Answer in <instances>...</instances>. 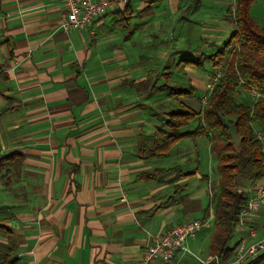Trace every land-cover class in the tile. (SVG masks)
Wrapping results in <instances>:
<instances>
[{
	"label": "crops",
	"instance_id": "1",
	"mask_svg": "<svg viewBox=\"0 0 264 264\" xmlns=\"http://www.w3.org/2000/svg\"><path fill=\"white\" fill-rule=\"evenodd\" d=\"M190 1L130 0L65 32L61 0H0V157L23 156L18 170L0 178V261L9 252L15 264H135L169 226L194 218L205 222L207 257L193 253L187 240L189 253L178 251L173 264H189L188 254L209 263L201 260L214 255L215 225L199 137L180 139L163 157L138 155L159 138L180 102L195 108L196 97L174 98L169 89H198L214 70L210 66L202 75L204 66L194 70L180 60L206 57L230 36L225 28L195 35L191 25L184 43V4ZM215 2L218 10L226 3ZM197 124L194 119L180 132ZM166 157L167 165H158ZM174 166L191 174L137 178ZM240 183L250 194L256 182ZM248 222L259 237L264 207ZM245 234L235 229L234 243Z\"/></svg>",
	"mask_w": 264,
	"mask_h": 264
},
{
	"label": "trees",
	"instance_id": "2",
	"mask_svg": "<svg viewBox=\"0 0 264 264\" xmlns=\"http://www.w3.org/2000/svg\"><path fill=\"white\" fill-rule=\"evenodd\" d=\"M254 1L234 0L232 18L225 17V21L232 24L234 30L216 52L206 57L201 54L195 58L180 60L183 65L196 68H201L207 60L212 68L218 69L224 66L225 54L233 52L232 60L226 65V70L215 84L204 107L197 109L180 102L179 107L171 110L164 120L165 130L158 135L159 138L151 147L141 149L138 154L140 159L163 157L184 137L204 135L208 138L210 152L216 157L220 178L223 179L213 202L215 231L210 250L222 261L233 255L236 243L230 244V241L234 236L239 213L249 196L248 192L236 187L235 183L243 180L253 184L264 177V142L256 135L259 132L264 138V26H260L250 14ZM251 91L258 93V96L253 98ZM168 94L174 98L191 100L196 97L197 89L190 85L185 88L173 86ZM239 95H245L249 100H239ZM219 116L229 123L236 122L237 134L241 138L238 146L232 142L228 129L222 125ZM194 119H198L195 130L181 133L180 129ZM22 160L23 156L19 153L1 156L0 178L18 170ZM171 172L179 174V167L142 172L137 178L157 180ZM169 202L170 199L166 200V203ZM159 206L160 204L155 205L153 209ZM208 216L209 206L204 211L203 219ZM1 256L0 264L16 263L15 258H10L9 252H3ZM208 264L216 263L211 261ZM245 264H264V252Z\"/></svg>",
	"mask_w": 264,
	"mask_h": 264
},
{
	"label": "built area",
	"instance_id": "3",
	"mask_svg": "<svg viewBox=\"0 0 264 264\" xmlns=\"http://www.w3.org/2000/svg\"><path fill=\"white\" fill-rule=\"evenodd\" d=\"M130 0H61L66 16L61 24L62 29L68 32L73 28H83L94 23L106 14L110 7L115 5H125ZM234 7V5H233ZM221 70L215 69L207 76L204 93L200 97L204 106L212 92L215 84L222 76ZM253 98L258 93L251 91ZM257 137L264 142L261 133H256ZM264 150V148H263ZM264 207V177L254 184L248 196L245 207L241 210L236 230H245L246 234L237 238L233 255L230 259L222 261L217 255H211L208 260L201 262H215L216 264H245L249 260L264 252V232L257 237L256 227L249 225L250 216ZM205 222L199 219L188 218L182 222L169 226L164 232L155 237L151 244L141 253L135 264H151L158 261L160 264H173L174 256L178 251L189 253L185 246L188 237H192L201 232Z\"/></svg>",
	"mask_w": 264,
	"mask_h": 264
},
{
	"label": "rangeland",
	"instance_id": "4",
	"mask_svg": "<svg viewBox=\"0 0 264 264\" xmlns=\"http://www.w3.org/2000/svg\"><path fill=\"white\" fill-rule=\"evenodd\" d=\"M214 1L215 0H191L189 3L186 2L184 4L188 8V12L183 17L184 19H186L184 21V22H186L185 23V30H184V33L182 35V39L184 40V43H186V40L188 38V27H190L191 25H192L191 30L194 31L195 35L200 34L202 36L203 33L208 34L209 32H206L205 28L207 30H210V28H215V29L219 30V32H221L225 28V31L229 32L228 35H230L232 33V31L234 30L232 24H229L226 21L221 22L222 20L218 19V18L223 17V16H225L229 19L232 18L234 0H225L226 3H223V5H220L221 7H219L220 8L219 10L216 9L215 7H212L216 4V2L214 3ZM194 11H197V13H199L198 19H197L198 22H193L194 16H192L193 15L192 12H194ZM250 14H251L252 18L260 26H264V0H255L250 7ZM171 16L175 17V14L169 15L168 19ZM180 19L175 20V23H178V21H180ZM184 22L182 24H184ZM221 24H223V25H221ZM220 25L223 26V28H220ZM173 30L174 29H171L169 31V35H170V32ZM219 32H217V33H219ZM174 35H175V30H174ZM206 37H207V35H205V38ZM198 38H199V36H198ZM168 39H169V37H168ZM205 40H207V39H205ZM226 54H227V56L224 58V66L222 68H218V70H221L222 72L226 70V68H227L226 65L228 64V62L230 60H232V57H233L232 51H229ZM186 66H189V65H186ZM203 66H204V69L199 71V73L202 75H204L203 73H205V69H210V65H209L208 61H206V60L204 61ZM189 67H191V66H189ZM202 67L200 69H202ZM191 68L196 70V68H194V67H191ZM212 72H208L207 76L210 75V73H212ZM183 78H185V76ZM166 79H168V78H166ZM204 85H205V82H203L201 84L200 88L197 89V96H196L195 101L191 102L194 104L195 108H197V109H199V108L202 109L204 107L201 104L200 99H198L204 93ZM195 125H196V121L191 122L188 129L191 127H195ZM197 137H199L197 139L198 140L197 145H198L199 153H200L199 154L200 155V157H199L200 170H202L205 174L209 175V179H210V180L209 179L208 180L203 179V181H204L203 184L206 187L205 190H206V194L208 196L207 202H208V204H213L214 199L220 190V184L222 183L221 180H223V179L220 178V172H219L218 167H217L216 157L213 154H211V152H210L209 140L204 135H200ZM174 149L175 148H173L171 150V153L174 151ZM170 160H169V157H166L165 159H162L161 161H157V163H158V165H160L161 163H164V165H167V162ZM235 186L243 189L240 181L236 182ZM205 232H206V230H203V231L197 233L196 235H194L193 237H188L189 239H187L188 240L187 245L190 247V250H192L193 253H195L199 258H202V259H205L207 257L208 252H209L208 251V249H209L208 244L205 241V239H203L205 236ZM232 243L234 244L233 238L231 239L230 244H232ZM197 249H200L201 251L198 250V252H197ZM203 249H204V251H202ZM185 258L187 259L189 264H201L200 261L198 259H196L195 255L188 254L185 256Z\"/></svg>",
	"mask_w": 264,
	"mask_h": 264
},
{
	"label": "water",
	"instance_id": "5",
	"mask_svg": "<svg viewBox=\"0 0 264 264\" xmlns=\"http://www.w3.org/2000/svg\"><path fill=\"white\" fill-rule=\"evenodd\" d=\"M220 122L222 123V125L228 129V133L231 137L232 142L238 146L241 138L238 136L237 134V129H236V122L233 123H229L227 122L223 117L219 116Z\"/></svg>",
	"mask_w": 264,
	"mask_h": 264
}]
</instances>
